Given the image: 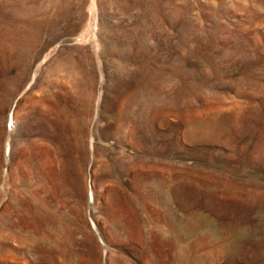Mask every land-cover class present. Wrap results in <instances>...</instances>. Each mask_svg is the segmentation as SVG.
Masks as SVG:
<instances>
[{
	"label": "rangeland",
	"instance_id": "obj_1",
	"mask_svg": "<svg viewBox=\"0 0 264 264\" xmlns=\"http://www.w3.org/2000/svg\"><path fill=\"white\" fill-rule=\"evenodd\" d=\"M0 264H264V0H0Z\"/></svg>",
	"mask_w": 264,
	"mask_h": 264
}]
</instances>
